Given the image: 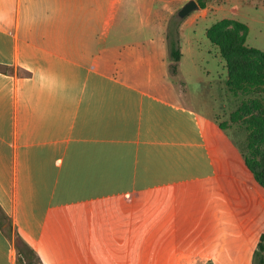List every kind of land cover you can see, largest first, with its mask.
Instances as JSON below:
<instances>
[{"label": "crops", "instance_id": "obj_1", "mask_svg": "<svg viewBox=\"0 0 264 264\" xmlns=\"http://www.w3.org/2000/svg\"><path fill=\"white\" fill-rule=\"evenodd\" d=\"M145 1L0 0V66L8 68L0 72V207L13 229L44 239L49 264L93 252L80 233L68 237L75 229L62 231L61 217L113 211L215 174L197 114L168 98L170 84L152 73L164 66L172 4L183 0H163L158 11ZM137 12L157 32L114 41ZM5 228L0 264H16ZM62 239L78 242L60 250ZM104 248L112 263L127 264L122 248Z\"/></svg>", "mask_w": 264, "mask_h": 264}, {"label": "rangeland", "instance_id": "obj_2", "mask_svg": "<svg viewBox=\"0 0 264 264\" xmlns=\"http://www.w3.org/2000/svg\"><path fill=\"white\" fill-rule=\"evenodd\" d=\"M188 1L172 4L175 10L162 29L166 41L169 21H179L178 73H170L167 48L164 66L154 67L152 73L158 82L170 84L168 98L197 114L215 174L208 182L189 189L150 193L144 202L133 201L113 211L61 217L62 231L75 229L77 233L68 237L78 239L75 235L80 233L84 238L80 246L93 251L74 264H114L112 258L117 257L105 255L104 248L113 246L123 249L121 257L127 264H139L140 258L143 264H252L264 233V190L252 184L245 166L247 133L232 119L244 97L228 90L225 63L206 38V31L223 19L235 20L247 26L245 45L264 50V0H211L206 9L199 8L179 19L177 13ZM119 3L121 7L125 0ZM139 3L146 5L145 0ZM152 7L155 11L163 9V0L154 1ZM138 14L126 21L118 34L113 33L114 41L140 39L157 32ZM16 229L18 232L13 229L11 236L14 245L21 240L30 251L17 254L16 264H49L44 239L37 244ZM98 232L104 233L101 240L89 239ZM120 235L123 240H119ZM104 241L96 253L93 248ZM77 242L62 239V249H58L65 250Z\"/></svg>", "mask_w": 264, "mask_h": 264}, {"label": "trees", "instance_id": "obj_3", "mask_svg": "<svg viewBox=\"0 0 264 264\" xmlns=\"http://www.w3.org/2000/svg\"><path fill=\"white\" fill-rule=\"evenodd\" d=\"M211 0H196L200 10L206 9ZM178 22L168 23L166 43L170 59L169 70L177 75L180 61ZM247 26L235 20L223 19L210 26L206 38L214 45L225 63L226 85L234 96L244 97L235 110L232 119L239 122L247 133L248 156L245 166L251 175L252 184L264 190V50L245 45ZM8 68L0 66V72ZM6 225L5 233L11 238L13 227L0 207V227ZM14 231L18 232L17 229ZM264 233L254 251L252 264H264ZM17 254L30 252L18 240L15 244Z\"/></svg>", "mask_w": 264, "mask_h": 264}, {"label": "water", "instance_id": "obj_4", "mask_svg": "<svg viewBox=\"0 0 264 264\" xmlns=\"http://www.w3.org/2000/svg\"><path fill=\"white\" fill-rule=\"evenodd\" d=\"M199 10V6L197 4L196 1L191 0L188 1L177 13V17L179 19H184L185 17H187V15H189L190 13L194 12V11H198ZM6 226V225H5Z\"/></svg>", "mask_w": 264, "mask_h": 264}]
</instances>
